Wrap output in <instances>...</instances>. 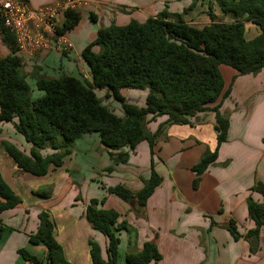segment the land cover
<instances>
[{"label": "crops", "instance_id": "crops-1", "mask_svg": "<svg viewBox=\"0 0 264 264\" xmlns=\"http://www.w3.org/2000/svg\"><path fill=\"white\" fill-rule=\"evenodd\" d=\"M30 9H38L60 0H26ZM190 0H95L80 12L77 25L65 33L73 48L69 52L50 49L21 59V73L31 89V98L41 96L34 85L35 76L47 78L65 74L89 79V70L81 57L82 50L97 36L100 29L111 23L118 26L131 20L143 22L163 9L180 14ZM216 20L222 17L213 0H198L184 15V21L202 28L210 23L208 12ZM223 22L229 20L225 16ZM245 24V23H244ZM250 28V35L248 34ZM259 29L245 25V38L251 40ZM98 51V47L94 48ZM10 53L0 40V58ZM225 88L230 94L221 103L220 112L228 119L227 139L217 149L213 165L197 176L191 168L207 152L216 148L214 113L204 111L188 117V124L167 123V116L145 119V131H157L153 156L146 141L129 151L125 165H114L113 158L101 144L96 133L83 135L70 145V154L59 167L49 166L44 176L22 172L2 148L8 143L25 155L31 145L14 129L11 122L0 123V176L20 199L12 209L0 211V264H33L21 257L19 250L41 260L45 248L28 242L36 232L38 214H48L53 223V236L61 246L64 258L71 264H91L89 241H94L103 260H107V240L95 231L85 217L90 200L102 201L99 208L119 214L117 222H125L126 230L119 238L118 264H126L127 253L139 251L147 241H153L161 259L157 264H264V225L260 228L256 253H249L243 236L256 226L247 214V199L261 202L260 194L251 191L257 183L264 185V69L256 76H238L229 67L220 66ZM233 79V81H232ZM232 82V83H231ZM132 90L120 94L139 107L144 105L147 90ZM97 94L117 116L120 106L112 98ZM128 95H133L128 98ZM134 95H137L138 99ZM49 144L39 151L42 157L55 153ZM228 162L226 165L224 163ZM154 171L161 178L136 216L130 206L106 189L122 184L132 193L141 187V178L148 179ZM113 167L111 172L106 169ZM196 186L193 187L194 180ZM233 225L239 239L234 240L225 229Z\"/></svg>", "mask_w": 264, "mask_h": 264}, {"label": "trees", "instance_id": "trees-1", "mask_svg": "<svg viewBox=\"0 0 264 264\" xmlns=\"http://www.w3.org/2000/svg\"><path fill=\"white\" fill-rule=\"evenodd\" d=\"M180 14L163 9L143 22L131 20L118 26L111 23L98 30L96 38L81 52L89 70V79L69 75L47 78L35 76V88L41 96L32 99L26 77L21 73V56L18 55L14 36L0 25V40L10 53L0 58V123H14V129L31 145L29 155L13 145L2 143V148L24 173L44 176L49 166L59 167L70 154V145L83 135L96 133L101 144L113 158L114 165H125L129 151L146 141L151 156L156 142L155 134L145 131V119L166 115L167 123L185 125L188 117L204 112L214 113L217 145L207 151L191 168L197 176L214 164L217 149L227 139L228 119L220 112L221 103L230 94L225 88L220 66L234 70L238 76H256L264 69V0H213L222 16L229 21L216 20L209 7L210 23L198 29L184 21L198 0H190ZM60 31L66 33L80 20V12L63 15ZM259 29L251 40L245 38V24ZM98 47V51L94 48ZM233 81V79H232ZM232 83V82H231ZM122 89L147 90L144 105L139 107L125 100ZM97 90L105 91L120 106L122 116L103 104ZM264 144V138L262 140ZM49 144L55 153L42 157L39 151ZM223 165H226L224 163ZM113 167L107 168L111 172ZM141 189L132 193L122 184L108 187L106 192L127 203L139 216L141 208L161 178L154 171L148 179H140ZM194 180L193 187L196 186ZM262 197L257 203L247 199V214L256 226L243 236L249 253L257 252L260 228L264 225V185L257 182L252 188ZM20 199L0 176V211L14 208ZM102 201L90 200L85 217L92 228L107 240V260L100 249L89 241L91 264H118L119 238L117 232L126 230L125 222L118 223L119 214L112 209L99 208ZM53 223L44 211L38 214V227L28 236V242L45 248L44 264H71L64 258L61 246L53 236ZM225 229L234 240L239 239L233 225ZM3 228L0 226V235ZM21 257L33 264L41 260L19 250ZM161 256L153 241H147L139 251L127 253L126 264H157Z\"/></svg>", "mask_w": 264, "mask_h": 264}, {"label": "built area", "instance_id": "built-area-1", "mask_svg": "<svg viewBox=\"0 0 264 264\" xmlns=\"http://www.w3.org/2000/svg\"><path fill=\"white\" fill-rule=\"evenodd\" d=\"M94 2L60 0L30 9L26 0H0V25L14 36L16 50L21 58H31L38 52L50 49L69 52L73 45L60 31L63 15L69 11L81 12Z\"/></svg>", "mask_w": 264, "mask_h": 264}, {"label": "rangeland", "instance_id": "rangeland-1", "mask_svg": "<svg viewBox=\"0 0 264 264\" xmlns=\"http://www.w3.org/2000/svg\"><path fill=\"white\" fill-rule=\"evenodd\" d=\"M228 18V17H227ZM225 19H226V17H225ZM224 20V17L222 16V17H220L219 18V21H223ZM227 21H229V20H227ZM248 24H249V22H246L245 23V25H246V27L248 26ZM250 28H248V34L250 35ZM82 78H84V77H82ZM85 79V78H84ZM87 79V78H86ZM127 91V93H130L132 90H129V89H126ZM135 96V98H137L138 99V97H137V95H134ZM133 97V95H128V98H132ZM228 162H226V164H227Z\"/></svg>", "mask_w": 264, "mask_h": 264}]
</instances>
